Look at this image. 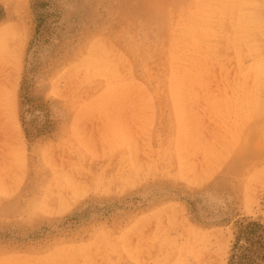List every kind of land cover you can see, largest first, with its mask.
I'll return each mask as SVG.
<instances>
[{
  "label": "rangeland",
  "instance_id": "1",
  "mask_svg": "<svg viewBox=\"0 0 264 264\" xmlns=\"http://www.w3.org/2000/svg\"><path fill=\"white\" fill-rule=\"evenodd\" d=\"M192 1L0 0V264H264V0Z\"/></svg>",
  "mask_w": 264,
  "mask_h": 264
},
{
  "label": "bare ground",
  "instance_id": "2",
  "mask_svg": "<svg viewBox=\"0 0 264 264\" xmlns=\"http://www.w3.org/2000/svg\"><path fill=\"white\" fill-rule=\"evenodd\" d=\"M150 1H151V0H150ZM191 1H192V0H191ZM201 1H202V0H201ZM212 1H214V0H212ZM218 1H219V0H218ZM192 2H194V1H192ZM203 2H204V1H203ZM203 2H202V3H203ZM207 2H210V1H207ZM207 2H206V3H207ZM239 2H241V1L239 0ZM260 2H261V1H260ZM260 2H258V3H260ZM156 3H157V2H156ZM169 3H170V2H169ZM169 3H168V4H169ZM173 3L175 4V2H173ZM185 3H186V2H185ZM188 3H190V2H188ZM204 3H205V2H204ZM215 3H217V1H216ZM219 3H220V2H219ZM219 3H218V4H219ZM242 3H243V2H242ZM254 3H255V2H254ZM261 3H262V2H261ZM261 3H260V4H261ZM263 3H264V2H263ZM263 3H262V5H263L262 7L264 8V4H263ZM191 4H192V3H191ZM171 5H173V4H171ZM175 5H176V4H175ZM180 5H181V4H180ZM182 5H183V4H182ZM187 5H188V4H187ZM208 5H209V3H208ZM184 6H185V5H184ZM213 6H215V5H212V4H211V7H213ZM248 6H250V5H248ZM180 7H181V6H180ZM203 7H204V6H203ZM209 7H210V6H209ZM225 7H226V6H225ZM232 7H233V6H232ZM241 7H242V5H241ZM243 7H244V6H243ZM204 8H205V7H204ZM206 8H207V7H206ZM213 8H214V7H213ZM239 8H240V7H239ZM169 9H170V8H169ZM171 9H172V8H171ZM209 9H210V8H209ZM235 9H236V8H235ZM240 9H241V8H240ZM187 10H188V9H187ZM223 10H224V9H223ZM257 10H258V9H256L255 11H257ZM262 10H263V9H262ZM170 11H171V10H170ZM183 11H184V10H183ZM203 11H204V10H203ZM208 11H209V10H208ZM215 11H216V10H215ZM232 11H233V10H231L230 12H232ZM263 11H264V10H263ZM185 12H189V13H190V11H185ZM185 12H184V13H185ZM204 12H206V11H204ZM222 12H223V11H222ZM224 12H225V11H224ZM234 12H235V11H234ZM257 12H258V11H257ZM259 12H260V9H259ZM189 13H187V15H188ZM201 13H203V12H201ZM208 13H209V12H208ZM232 13H233V12H232ZM255 13H256V12H255ZM255 13H254V14H255ZM185 14H186V13H185ZM203 14H204V13H203ZM214 14H215V13H214ZM258 14H259V13H258ZM262 14H263V13H261L260 16H261ZM189 15H190V14H189ZM205 15H206V14H204V16H205ZM217 15H218V14H217ZM230 15H231V14H230ZM235 15H236V14H235ZM201 16H202V15H201ZM206 16H207V15H206ZM220 16H222V15H219L218 17H220ZM227 16H228V15H227ZM260 16H259V18H260ZM262 16H263V15H262ZM218 17H217V18H218ZM225 17H226V16H225ZM247 17H248V16H247ZM184 18H185V17H184ZM184 18H183V19H184ZM188 18H189V17H188ZM188 18H186V21H189ZM206 18H207V20H208V17H206ZM214 18H215V17H214ZM259 18H258V19H259ZM187 19H188V20H187ZM195 19H199V18H195ZM212 19H213V18H212ZM228 19H229V18H228ZM263 19H264V18H263ZM181 20H182V19H181ZM181 20H180V21H181ZM204 20H205V19H204ZM215 20H216V19H215ZM221 20H223V19H221ZM224 20L226 21V19H224ZM241 20H242V18H241ZM259 20H260V19H259ZM261 20H262V18H261ZM261 20H260V21H261ZM184 21H185V20H184ZM197 21H198V20H197ZM210 21H212V20H210ZM263 21H264V20H263ZM191 22H193V20H192ZM194 22H196V21H194ZM200 22H201V19H200ZM230 22H231V20H230ZM233 22H236V21H233ZM177 23H178V21H177ZM180 23H181V22H180ZM222 23H225V24H226V22H222ZM231 23H232V22H231ZM241 23H242V22H241ZM257 23H259V21H257ZM181 24H182V23H181ZM197 24H198V23H197ZM202 24H204V26H205V23H202V22H201V24H199V25H202ZM213 24H214V23H213ZM219 24H221V23H219ZM242 24H246V21H245L244 23H242ZM248 24H249V23H248ZM187 25H188V24H187ZM191 25H192V23H191ZM217 25H218V24H217ZM234 25H235V23H234ZM255 25H256V24H255ZM255 25H254L253 27H252V25H251V27L254 29V28H255ZM262 25H263V24H262ZM189 26H190V24H189ZM204 26H203V27H204ZM210 26H212V25L210 24ZM236 26H237V25H236ZM247 26H248V25H247ZM247 26H245V27H247ZM191 27L194 28L193 25H192ZM191 27H190V29H192ZM213 27H214V26H213ZM228 27L230 28V26H228ZM237 27H238V26H237ZM241 27H242V26H241ZM241 27H239V28H241ZM249 27H250V26H248V29H249ZM170 28H172V27H170ZM182 28H183V27H182ZM234 28H235V27H234ZM243 28H244V26H243ZM263 28H264V27H263ZM185 29H186V28H185ZM220 29H221V28H220ZM220 29H219V30H220ZM236 29H237V28H236ZM168 30H170V29H168ZM186 30L189 31V29H186ZM223 30H224V29H223ZM230 30H231V29H230ZM242 30H243V32H244V29H242ZM257 30H258V28H257ZM259 30H260V29H259ZM261 30L263 31L262 28H261ZM261 30H260V31H261ZM191 31H192V30H191ZM194 31H196V30H194ZM213 31H214V30H213ZM253 31H254V30H253ZM166 32H168V31H166ZM169 32H170V31H169ZM189 32H190V31H189ZM202 32H203V31H202ZM205 32H206V31H205ZM215 32H216V30H215ZM221 32H222V31H221ZM226 32H227V31H225V33H226ZM235 32H237V31H235ZM249 32H250V31H249ZM251 32H252V31H251ZM263 32H264V31H263ZM195 33H196V32H195ZM199 33H200V32H199ZM206 33H207V32H206ZM211 33H212V32H210V34H211ZM216 33H218V32H216ZM219 33H220V32H219ZM230 33H231V32L229 31L228 34H230ZM244 33H245V32H244ZM246 33H247V32H246ZM171 34H172V33H171ZM204 34H205V33H204ZM221 34H222V33H221ZM226 34H227V33H226ZM228 34H227V35H228ZM238 34H240V33H237V35H238ZM258 34H259V33H258ZM169 35H170V33H169ZM173 35H174V34H173ZM188 35H189V34H188ZM240 35H241V34H240ZM240 35H239V36H240ZM242 35H244V34H242ZM245 35H246V34H245ZM259 35H260V34H259ZM183 36H184V35H183ZM183 36H182V37H183ZM221 36H222V35H221ZM221 36H220V38H221ZM228 36H231V35H228ZM246 36H248V35H246ZM252 36H254V34H253V35L251 34V37H252ZM163 37H164V36H163ZM165 37H166V36H165ZM165 37H164V38H165ZM173 37H174V36H173ZM182 37H181V38H182ZM213 37H214V36H213ZM217 37H218V36H217ZM234 37H236V36L234 35ZM240 37H241V36H240ZM249 37H250V35H249ZM254 37H256V36H254ZM254 37H253V38H254ZM170 38H171V37H170ZM184 38H185V37H184ZM188 38H191V37H187V39H188ZM199 38H200V37H199ZM204 38H205V37H204ZM206 38H209V37H206ZM223 38H227V37H224V32H223ZM232 38H233V37H232ZM246 38H248V37H246ZM166 39H167V37H166ZM173 39H174V38H173ZM215 39H216V38H215ZM229 39H230V38H229ZM233 39H234V38H233ZM243 39H244V38H243ZM243 39H241V40H243ZM254 39H255V38H254ZM254 39H253V40H248V41H250V42L253 41L252 43H254V42H255ZM259 39H260V36H259ZM171 40H172V39H171ZM182 40H183V38H182ZM198 40H199V39H198ZM225 40H226V39H224V41H225ZM235 40H237V39H235ZM175 41H179V40H175ZM188 41H189V40H188ZM193 41H194L193 43H195V40H194V39H193ZM233 41H234V40H233ZM238 41H240V39H238ZM191 42H192V41H191ZM202 42H203V40H202ZM226 42H227V41H226ZM244 42H246V41H244ZM244 42H243V43H244ZM187 43H188V42H187ZM205 43H206V42H205ZM221 43L223 44V42H221ZM221 43H220V44H221ZM228 43H229V42H228ZM184 44H185V43H184ZM188 44H189V43H188ZM197 44H200V43H197ZM206 44H207V43H206ZM216 44H217V43H216ZM224 44H226V43H224ZM231 44H233V43H231ZM231 44H230V45H231ZM169 45L171 46V44H169ZM208 45H209V44H208ZM213 45H214V43H213ZM233 45H235V44H233ZM236 45H239V43H238V44L236 43ZM220 46H221V45H220ZM225 46L227 47L228 45H225ZM225 46H223V47H225ZM230 47H231V46H230ZM208 48H209V47H208ZM214 48H215V47H214ZM231 48H232V47H231ZM245 48H246V47H244L243 50H245ZM249 48H250V47H249ZM255 48H256V47H255ZM169 49H170V48H169ZM177 49H178V50H181V49H179V48H177ZM205 49H206V48H205ZM235 49H236V48H235ZM250 49H252V48H250ZM215 50L217 51V49H215ZM220 50H221V49H220ZM232 50H233V48H232ZM246 50H247V48H246ZM252 50H253V49H252ZM255 50H256V49H255ZM262 50H264V49L262 48ZM207 51H208V50H207ZM213 51H214V49H213ZM216 51H215V52H216ZM253 51H254V50H253ZM178 52H179V51H178ZM215 52H214V53H215ZM220 52H221V51H220ZM243 52H244V51H243ZM263 52H264V51H262L261 53H263ZM169 53H170V52H169ZM221 53H222V52H221ZM231 53H232V52H231ZM231 53L228 54V56L231 55ZM245 53H246V52H245ZM249 53H251V51H249ZM164 54H165V53H164ZM172 54H174V53H171V55H172ZM212 54H213V53H212ZM212 54H211V55H212ZM235 54H237V53H235ZM238 54H239V53H238ZM174 55H175V54H174ZM183 55H184V54H183ZM232 55H233V54H232ZM243 55H244V54H243ZM246 55H247V54H246ZM206 56H207V54H206ZM212 56H213V55H212ZM255 56H256V55H255ZM261 57H264V55L261 56ZM170 58H172V56L169 57V59H170ZM234 58H235V57H234ZM177 59H178V57H177ZM212 59H213V57H212ZM235 59H236V58H235ZM252 59H253V57H252ZM210 60H211V58H210ZM244 60H245V59H244ZM255 60H256V59H255ZM167 61H168V60H167ZM176 61H177V60H176ZM212 61H213V60H212ZM258 61H259V60H258ZM164 62H165V61H164ZM210 62H211V61H210ZM210 62H209V63H210ZM224 62H225V61H224ZM224 62H223V63H224ZM239 62H240V61H239ZM253 62H255V61H253ZM167 63H168V62H167ZM167 63H166V65H167ZM223 63H222V64H223ZM255 63H257V62H255ZM169 64H170V62H169ZM225 64H226V63H225ZM198 65H199V64H198ZM211 65H212V64H211ZM214 65H216V64H214ZM252 65H253V64H252ZM170 66H171V64H170ZM172 66H173V65H172ZM220 66H221V65H220ZM223 66H224V65H223ZM241 66H242V65H241ZM241 66H240V67H241ZM245 66H246V65H245ZM254 66H255V64H254ZM257 66H258V65H257ZM263 66H264V64H263ZM263 68H264V67H263ZM169 69H170V68H169ZM203 69H204V68H203ZM244 69H245V68H244ZM257 69H258V68H257ZM170 70H173V68H171ZM190 70H192V69H190ZM178 71H179V70H178ZM188 71H189V70H188ZM203 71H205V70H203ZM172 72H173V71H172ZM174 72H175V70H174ZM190 72H191V71H190ZM242 72H243V74H244V70H243ZM175 73H176V72H175ZM252 73H253V72H251V74H252ZM255 73H256V71H255ZM255 73H254V75H255ZM263 73H264V71H263ZM240 74H241V73H240ZM243 74H242V75H243ZM259 74H260V73H259ZM165 75H168V74H165ZM169 75H171V73H170ZM187 75H188V74H187ZM261 75H262V74H261ZM171 76H172V75H171ZM173 76H178V75H175V74H174ZM188 76H189V75H188ZM228 76H229V75H228ZM252 76H253V75H252ZM252 76H251V77H252ZM257 76H258V75H257ZM262 76H263V75H262ZM253 77H254V76H253ZM170 78H174V77H170ZM175 78H176V77H175ZM180 78H181V76H180ZM180 78H177V79H180ZM182 78H183V77H182ZM237 78H238V77H237ZM240 78H241V77H240ZM256 78H257V77H256ZM256 78H255V79H256ZM167 79H168V78H167ZM262 79H263V78H262ZM180 80H181V79H180ZM180 80H179V83H180V82H183V81H180ZM257 80H258V78H257ZM259 80H260V79H259ZM172 81H173V79H172ZM177 81H178V80H176V82H177ZM238 81H239V80H238ZM263 81H264V80H263ZM173 82H174V81H173ZM176 82H175V83H176ZM254 82H255V81H254ZM260 82H261V81H260ZM167 83H168V82H167ZM236 84H237V83H236ZM260 84H261V83H260ZM240 85H242V84H240ZM263 85H264V84H263ZM175 86H177V83H176ZM178 86H180V85H178ZM230 86H231V85H230ZM237 86H238V85H237ZM174 88H175V87H174ZM177 88H178V87H176V89H177ZM234 88H235V87H234ZM237 88H238V87H237ZM242 88H245V87H241L240 89H242ZM258 88L260 89V87H258ZM170 89H171V88H170ZM254 90H255V89H254ZM240 91H241V90H240ZM256 93H257V92H256ZM259 93H260V92H259ZM260 94H261V93H260ZM253 96H255V95L253 94ZM256 97H257V96H256ZM246 98H247V97H246ZM242 99H243V98H242ZM242 99H241V100H242ZM244 99H245V98H244ZM253 99H254V98H253ZM250 100H251V99H250ZM253 101H254V100H252V102H253ZM246 102H247V101H246ZM242 104H243V103H242ZM258 104H260V103H258ZM240 105H241V103H240ZM255 106H256V102H255ZM259 107H260V105H259ZM256 108H257V106H256ZM255 110H256V109H255ZM255 110H254V111H255ZM261 111H262V110H261ZM261 111H260V112H261ZM255 112H256V111H255ZM251 113H252V112H251ZM252 115H253V114H252ZM249 121H250V119H249ZM255 249H256V248H255ZM254 253H256V250H254ZM257 255H258V253H257ZM239 263H240V264H243V263L245 264V260H244L242 257H240V258H239Z\"/></svg>",
  "mask_w": 264,
  "mask_h": 264
}]
</instances>
